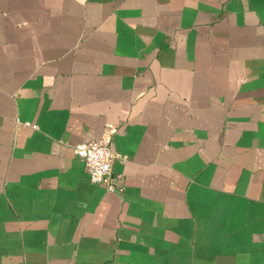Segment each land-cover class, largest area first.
<instances>
[{"label": "crops", "instance_id": "obj_1", "mask_svg": "<svg viewBox=\"0 0 264 264\" xmlns=\"http://www.w3.org/2000/svg\"><path fill=\"white\" fill-rule=\"evenodd\" d=\"M0 264H264V0H0Z\"/></svg>", "mask_w": 264, "mask_h": 264}, {"label": "built area", "instance_id": "obj_2", "mask_svg": "<svg viewBox=\"0 0 264 264\" xmlns=\"http://www.w3.org/2000/svg\"><path fill=\"white\" fill-rule=\"evenodd\" d=\"M115 131L113 127L108 128L101 137L79 143L74 147L76 155L85 162L86 172L91 182L104 186L108 191L117 190L113 174L114 162L127 159L124 153L113 148Z\"/></svg>", "mask_w": 264, "mask_h": 264}]
</instances>
